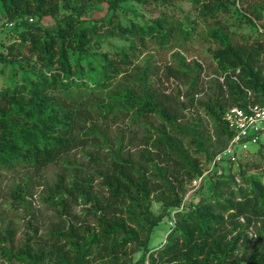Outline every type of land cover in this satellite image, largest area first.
I'll return each mask as SVG.
<instances>
[{
  "label": "trees",
  "instance_id": "1",
  "mask_svg": "<svg viewBox=\"0 0 264 264\" xmlns=\"http://www.w3.org/2000/svg\"><path fill=\"white\" fill-rule=\"evenodd\" d=\"M90 1L0 0L2 29L16 23L8 41L0 40L5 46L0 63L12 68L13 78V84L0 87V168L43 169L56 164L94 134L88 130L79 137L85 94L110 88L142 53L164 52L195 36L204 40L217 64L204 109L224 147L211 153L198 127L180 125L151 93L137 94L131 88L108 93L104 101L94 103L99 115L128 114L147 126L146 120L154 115L163 121L165 126L153 129L149 140L156 158L145 150L139 160L121 149L110 150L101 174L107 201L100 204L90 182L80 192L94 206L97 226L83 235L73 230L54 233L59 241L49 250L28 241L18 245L9 230L0 236V264H92L96 257L107 264H264V171L253 172L261 168L259 163L226 170L241 159L222 166L221 174L214 173L210 193L176 211L166 241L156 249L149 247L155 228L183 204L185 183L202 177V164H211L232 139L226 111L264 108V5L245 8L239 7L243 0H233V5L186 0L197 14L193 17L181 13L175 0H98L108 5V13L87 21L83 16ZM130 4L144 14H135L127 8ZM232 8L255 31L254 40L237 37L220 22L219 15ZM62 9L67 13L60 17ZM127 14L134 18L127 19ZM46 18L53 24H44ZM200 21L211 23L201 29ZM115 37L125 44L99 52L101 79L96 80L95 67L84 65V60L92 48L100 49ZM187 138L194 155L184 143ZM253 154L263 162L264 143ZM16 194L22 197L20 191ZM154 201L163 206L159 214L152 211ZM134 253L139 255L132 257Z\"/></svg>",
  "mask_w": 264,
  "mask_h": 264
},
{
  "label": "rangeland",
  "instance_id": "2",
  "mask_svg": "<svg viewBox=\"0 0 264 264\" xmlns=\"http://www.w3.org/2000/svg\"><path fill=\"white\" fill-rule=\"evenodd\" d=\"M223 1L233 5V0ZM251 3L264 5V0H243L239 2V7L247 8ZM174 6L181 13L193 17L197 15L186 0H175ZM127 8L135 14H144L136 5L130 4ZM1 9L0 2V11ZM65 13L67 12L62 9L59 16ZM107 13L108 5L105 2L91 0L83 19L94 21ZM126 18L133 19L134 16L127 14ZM219 19L224 27L237 37H250L251 40L256 38L255 31L237 17L233 8L231 12L221 13ZM2 23L3 21L0 20V40L3 39L6 43L7 34H10L14 28L2 29ZM43 23L51 25L53 19L46 18ZM210 23L200 21V28L206 29L207 24ZM123 44H125L123 38L115 37L109 43H103L100 49H91V56L84 60V65L87 66L90 62L95 67V72L92 73L94 79H101L99 52L113 51L114 47ZM3 48L5 46L0 42V50ZM216 69L217 64L208 54L206 43L200 36H195L189 42H177L164 52L152 50L142 53L131 69L114 79L110 88L97 91L90 96L85 94L82 102L85 108L81 111L80 123L82 132L79 137L88 130H93V135L79 143L56 164L46 168H0V236L4 237L10 230L18 245L28 241L33 247H46L49 250L52 244L59 241L54 233L73 230L74 235H83L88 229L97 226V215L94 214L95 208L90 200L81 197L80 192L86 187L84 183L90 182L91 192L99 196L100 204L104 205L107 201L109 192L102 183L101 174L106 169L110 150L121 149L123 154L130 155L135 160H139V155L145 150L156 158L149 140L153 129L165 126L163 121L158 115H154L146 120L147 126L132 120V115L128 114L120 113L107 117L99 115L93 109L94 103L104 101L110 92L131 88L137 94L147 92L153 94L172 115L178 118L180 125L198 127V132L207 142L211 153L214 154L222 149L223 140L218 138V132L204 109V103L212 92L210 85L215 78ZM11 70L10 66L3 68L0 63V87L13 84ZM193 81L196 82L195 88ZM261 141L264 143V134ZM184 143L194 155L191 139L187 138ZM257 147L253 145L250 150L255 153ZM253 153H244L238 164L228 166L226 170L237 171L240 166L246 168L247 163L250 165L259 163L261 168L254 169L253 172L264 171V161L259 162ZM210 165L209 162L202 164L204 174L209 170ZM214 172L206 175L197 185L194 182H186L185 199L191 196L193 202H197L200 196L209 194L213 187ZM75 185L78 187L76 190L73 188ZM16 191H20L23 201ZM59 197H64V201L61 202ZM162 209L161 203L153 202L152 211L155 214H159ZM114 210H109V213H114ZM172 220L173 214H168L155 228L149 243L150 248L156 249L166 241ZM138 255L139 253H134L132 257ZM92 264H107V262L96 257Z\"/></svg>",
  "mask_w": 264,
  "mask_h": 264
},
{
  "label": "built area",
  "instance_id": "3",
  "mask_svg": "<svg viewBox=\"0 0 264 264\" xmlns=\"http://www.w3.org/2000/svg\"><path fill=\"white\" fill-rule=\"evenodd\" d=\"M33 20L30 19V22ZM16 23L6 24L5 28H14ZM233 131V137L228 146L220 152L212 161L209 170L202 177L196 179L194 184L201 183L206 175L214 173L221 174L222 166L229 163H237L241 155L248 152L251 146H258L262 141L261 137L264 134V108L251 107L248 112L237 108H229L224 117ZM213 173V175H214ZM193 200L191 196L184 199L183 204L172 211L173 220L170 222L172 226L175 222L176 211H183L189 207Z\"/></svg>",
  "mask_w": 264,
  "mask_h": 264
}]
</instances>
